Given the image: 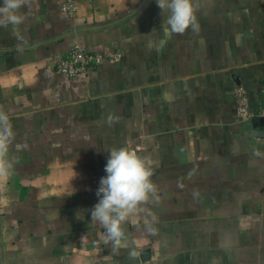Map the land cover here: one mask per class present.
<instances>
[{
    "label": "crops",
    "instance_id": "0c3cea01",
    "mask_svg": "<svg viewBox=\"0 0 264 264\" xmlns=\"http://www.w3.org/2000/svg\"><path fill=\"white\" fill-rule=\"evenodd\" d=\"M64 1L29 0L21 24L0 27V107L15 133L0 178V264L16 249L18 264H264V137L251 134L264 0H194L198 29L171 36L156 0H77L72 17ZM75 44L123 57L70 80L55 64ZM240 85L250 120L237 113ZM124 146L151 160L157 193L114 246L91 209L108 151Z\"/></svg>",
    "mask_w": 264,
    "mask_h": 264
},
{
    "label": "clouds",
    "instance_id": "9594fccd",
    "mask_svg": "<svg viewBox=\"0 0 264 264\" xmlns=\"http://www.w3.org/2000/svg\"><path fill=\"white\" fill-rule=\"evenodd\" d=\"M28 3L29 0H3L0 27L21 24L24 16L20 9ZM156 3L161 15L168 14L162 20L165 35H182L189 29H198L194 0H156ZM14 136L9 115L0 107V178L7 176L12 167L7 157ZM108 152L106 176L99 182L96 192L99 200L91 209V223H99L105 229L102 238L120 246L125 239L123 225L137 218L144 210L143 205L156 196L157 188L151 179L152 162L148 157L138 154L131 146L112 148Z\"/></svg>",
    "mask_w": 264,
    "mask_h": 264
},
{
    "label": "built area",
    "instance_id": "2783aa9c",
    "mask_svg": "<svg viewBox=\"0 0 264 264\" xmlns=\"http://www.w3.org/2000/svg\"><path fill=\"white\" fill-rule=\"evenodd\" d=\"M61 10L64 14L75 16L78 11L77 0H65ZM123 54L119 51L98 52L90 51L80 44H75L69 53L60 58L56 64V70L70 80H77L87 76L90 72L105 65H115L122 60ZM263 107L259 116L264 117V83L261 87ZM238 116L250 120L256 115L251 111L250 98L245 86H237L234 91Z\"/></svg>",
    "mask_w": 264,
    "mask_h": 264
},
{
    "label": "rangeland",
    "instance_id": "374dc122",
    "mask_svg": "<svg viewBox=\"0 0 264 264\" xmlns=\"http://www.w3.org/2000/svg\"><path fill=\"white\" fill-rule=\"evenodd\" d=\"M194 195V194H193ZM194 197V196H193ZM188 208H190V207H188ZM190 209H192V206H191V208ZM5 223H1V225L3 226V228L5 229H7V226H5L4 225ZM194 227H192L191 226V223H185V224H183L182 226H181V232H182V234H183V236L181 237V240H182V242L184 243V241L185 242H187L188 240H189V238H188V233L189 232H187V231H189V230H194L193 229ZM209 229V228H208ZM210 230V229H209ZM7 231H8V229H7ZM210 231H212L213 232V234H215L218 230H216L215 228H214V225H212V230H210ZM216 231V232H215ZM8 233V232H7ZM191 235H193V233H190ZM208 236L207 237H204V241L205 242H209V240L211 239V240H215L214 239V237L212 238H210L209 239V236L211 235V234H207ZM213 236V235H212ZM218 238V237H217ZM220 240H221V238H219ZM229 241V245L230 246H232V245H234V246H237V240H236V238H235V241L233 242V240H231V238L229 237V239H228ZM224 241H226V238H224ZM34 240H30V245H34ZM156 244H160L161 246L163 245V240H162V238H157V240L155 241V245ZM151 245H153V244H151ZM154 247V246H153ZM32 249V252H30V253H28L27 255H28V257L29 258H31L32 260H33V258L35 259V252L33 251L34 249H33V247L31 248ZM11 251V253H12V255H10V258H8V256H7V260H11L12 262H11V264H18V257H19V255L18 254H20V253H17V249L15 250V252H13L12 250H10ZM238 254L237 253H235V256H237ZM237 258L238 257H234V260H237ZM42 260H43V258H42ZM156 261H158V262H161V258L159 257V255H157V258H156ZM157 262V263H158Z\"/></svg>",
    "mask_w": 264,
    "mask_h": 264
},
{
    "label": "water",
    "instance_id": "95a60500",
    "mask_svg": "<svg viewBox=\"0 0 264 264\" xmlns=\"http://www.w3.org/2000/svg\"><path fill=\"white\" fill-rule=\"evenodd\" d=\"M253 129L251 134L259 137H264V117H255L253 120ZM141 258L143 261L150 259V251L144 250L141 253Z\"/></svg>",
    "mask_w": 264,
    "mask_h": 264
}]
</instances>
